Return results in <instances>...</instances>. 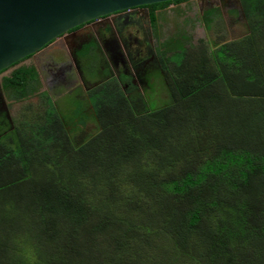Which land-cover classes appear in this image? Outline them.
Instances as JSON below:
<instances>
[{
  "label": "trees",
  "instance_id": "obj_1",
  "mask_svg": "<svg viewBox=\"0 0 264 264\" xmlns=\"http://www.w3.org/2000/svg\"><path fill=\"white\" fill-rule=\"evenodd\" d=\"M239 3L240 38L161 42L153 108L109 79L66 111L0 114V264H264V0ZM1 87L25 100L38 72Z\"/></svg>",
  "mask_w": 264,
  "mask_h": 264
},
{
  "label": "flooded vegetation",
  "instance_id": "obj_2",
  "mask_svg": "<svg viewBox=\"0 0 264 264\" xmlns=\"http://www.w3.org/2000/svg\"><path fill=\"white\" fill-rule=\"evenodd\" d=\"M176 1L178 0L166 2L163 7H133L92 19L55 37L38 52L1 71L0 114H5L7 121L13 125V119L17 117L14 114L15 108L25 110L28 109L26 106L33 104L36 108L43 109L47 99L55 104L61 97L71 94L84 99L95 86L109 79L116 80L126 95H129L131 90L139 93L147 90L154 92L157 78L167 74L164 71L167 66L163 57L167 52L163 50L161 42L169 36L177 35L188 47L189 43L201 39L197 31L206 30V20L217 13L218 21L212 26L216 28L217 40H212V45L217 41L222 45L246 34V30L239 35H236L237 32H231L232 39L224 40L223 36L219 35L224 11L227 14L234 11L235 13L230 12V16L232 13L238 14L243 19L238 0ZM193 4L198 5V11H194ZM179 5L181 7H178ZM177 11L185 13L184 20L175 26L171 25L168 30L167 27L172 24ZM234 20L235 18L230 20L232 26L236 24ZM183 24L185 28H181ZM86 46L93 47L94 54H98L94 69L89 71L86 68L89 69L92 63L84 61L80 56L81 50ZM22 65L35 67L40 87L35 95L22 101L11 102L2 91V80ZM43 93L46 98L41 96ZM88 109L92 114L91 105Z\"/></svg>",
  "mask_w": 264,
  "mask_h": 264
},
{
  "label": "water",
  "instance_id": "obj_3",
  "mask_svg": "<svg viewBox=\"0 0 264 264\" xmlns=\"http://www.w3.org/2000/svg\"><path fill=\"white\" fill-rule=\"evenodd\" d=\"M169 1L173 0H0V72L92 19Z\"/></svg>",
  "mask_w": 264,
  "mask_h": 264
},
{
  "label": "rangeland",
  "instance_id": "obj_4",
  "mask_svg": "<svg viewBox=\"0 0 264 264\" xmlns=\"http://www.w3.org/2000/svg\"><path fill=\"white\" fill-rule=\"evenodd\" d=\"M194 6V11H198V5L197 4H193ZM178 7H181V5H179ZM239 8H236V10H238ZM230 12H234V11H230ZM230 12L227 14V12L224 11V19L222 21V26L220 27L221 28V32L219 33V35H222L223 36V39H232L230 37H232L233 35L231 34V32H237L236 35H239L241 33H243L245 31V24H244V20L238 16V14H233L232 13V16H230ZM235 13V12H234ZM185 13L184 12H179L177 11V13L174 15L173 17V20H172V24H169L167 29L170 30V26L171 25H176V24H179L180 21L183 19L184 20V15ZM234 16V17H233ZM165 18H167V16L165 15ZM235 18V22L236 24H233V26L231 25L230 23V20L231 19H234ZM186 20V19H185ZM166 24V22H164ZM200 27H203V25L199 24ZM181 28H185L184 27V24L183 26H181ZM204 28V27H203ZM216 28H212L211 30L209 31H206L205 29L202 31V30H198V35L200 38H206L205 36L208 37V39L210 40L211 43H213L212 40H217L216 39ZM170 38H176L180 45L184 46V48H187V46L184 44V42L181 40L180 37L178 36H169L167 37V39H170ZM197 43V41L195 40L194 41V44ZM98 57V54L95 53V62H96V58ZM147 95L151 96H147L146 95V99H147V102H148V105L149 107L153 108L156 106V102H154L155 100H157V104L159 103V100L160 99H164L165 98V94H164V91L162 89V87L157 83L154 87V92L153 91H146L145 92ZM154 100V101H153ZM71 98L69 95H66V96H63L59 99L58 101V108H59V111H66L70 108V104H71ZM34 108H36V106L32 105ZM19 110V111H18ZM24 109L21 108V109H17L15 108L14 109V114L15 115H19L21 113V111H23Z\"/></svg>",
  "mask_w": 264,
  "mask_h": 264
},
{
  "label": "clouds",
  "instance_id": "obj_5",
  "mask_svg": "<svg viewBox=\"0 0 264 264\" xmlns=\"http://www.w3.org/2000/svg\"><path fill=\"white\" fill-rule=\"evenodd\" d=\"M150 5H154V4H150ZM146 6H148V5H146Z\"/></svg>",
  "mask_w": 264,
  "mask_h": 264
}]
</instances>
